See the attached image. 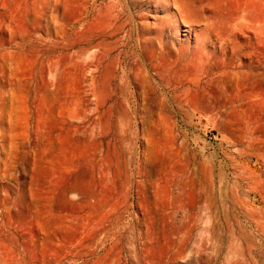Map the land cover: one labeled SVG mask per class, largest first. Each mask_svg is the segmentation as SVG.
<instances>
[{
  "label": "rangeland",
  "instance_id": "374dc122",
  "mask_svg": "<svg viewBox=\"0 0 264 264\" xmlns=\"http://www.w3.org/2000/svg\"><path fill=\"white\" fill-rule=\"evenodd\" d=\"M0 264H264V0H0Z\"/></svg>",
  "mask_w": 264,
  "mask_h": 264
}]
</instances>
